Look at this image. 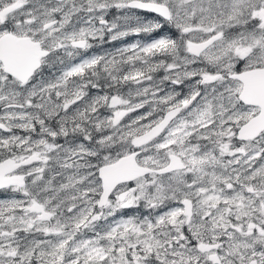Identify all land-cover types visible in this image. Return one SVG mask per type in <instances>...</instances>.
<instances>
[{
	"label": "snow or ice",
	"instance_id": "snow-or-ice-1",
	"mask_svg": "<svg viewBox=\"0 0 264 264\" xmlns=\"http://www.w3.org/2000/svg\"><path fill=\"white\" fill-rule=\"evenodd\" d=\"M0 264H264V0H0Z\"/></svg>",
	"mask_w": 264,
	"mask_h": 264
},
{
	"label": "flooded vegetation",
	"instance_id": "flooded-vegetation-1",
	"mask_svg": "<svg viewBox=\"0 0 264 264\" xmlns=\"http://www.w3.org/2000/svg\"><path fill=\"white\" fill-rule=\"evenodd\" d=\"M140 15L142 17H147L148 19H151L152 18V15L151 14H148V13H140ZM137 39L144 40V39H147V37H145L143 35H141L140 37L130 36V37H126L125 38V42L131 43V42H134ZM114 43L116 44V46H120V42H114Z\"/></svg>",
	"mask_w": 264,
	"mask_h": 264
},
{
	"label": "water",
	"instance_id": "water-1",
	"mask_svg": "<svg viewBox=\"0 0 264 264\" xmlns=\"http://www.w3.org/2000/svg\"><path fill=\"white\" fill-rule=\"evenodd\" d=\"M151 15H153V14H151Z\"/></svg>",
	"mask_w": 264,
	"mask_h": 264
}]
</instances>
